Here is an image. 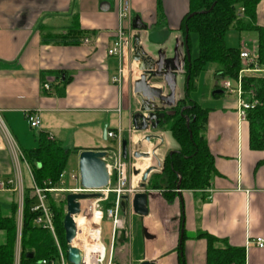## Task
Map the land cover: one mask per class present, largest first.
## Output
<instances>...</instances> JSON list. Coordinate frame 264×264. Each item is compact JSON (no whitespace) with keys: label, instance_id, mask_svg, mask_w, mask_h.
I'll use <instances>...</instances> for the list:
<instances>
[{"label":"crops","instance_id":"0c3cea01","mask_svg":"<svg viewBox=\"0 0 264 264\" xmlns=\"http://www.w3.org/2000/svg\"><path fill=\"white\" fill-rule=\"evenodd\" d=\"M128 2L131 16L120 20L118 0H0L2 212L9 214L12 197H20L34 183L22 154L36 146L38 132L67 150L77 148V156L84 150H106L108 180L112 155L120 151L121 140L126 137L127 164H135L140 172L157 162L160 165L148 174L144 188L135 191L145 193V215L134 213L132 196L123 198L120 212L124 228L110 242V264H179L180 259L183 264H208V240L201 233L215 239L214 248H243V264H264V246L255 244L257 237L264 240V141L260 149L250 147L249 124L246 119H238L235 93L227 92L230 95L225 96L217 83L213 91L222 92L211 95L221 97L220 101L205 108L190 98V90L187 92L188 99L207 109L204 137L214 164L208 190L163 192L148 186L149 176L159 178L164 157L176 151L178 144L167 129L136 130L132 117L142 100L172 112L170 108L184 98L188 78L184 73L185 31L183 34L180 26L188 11V0ZM263 22L264 0H260L256 23ZM119 27L127 44L126 59L124 55L122 58L125 74L120 82H114L112 77L118 73L120 63L107 49ZM69 28L81 33L78 40L47 41L50 34L64 33ZM239 42L240 49L256 51L257 39L250 41L251 47L242 39ZM166 70L173 73L172 80L161 75ZM261 72L264 70L254 74ZM142 75L159 96L171 97L172 104L135 92L134 84ZM25 111L39 115V128L29 126ZM107 131L119 133L120 141L107 137ZM147 134L155 136L149 143L143 140ZM107 139L116 143V149H104L108 148L103 143ZM154 146H158L156 158H145L144 162L132 156L135 149ZM76 179L72 178L74 182ZM59 180L56 192L67 191L63 188V172ZM2 203L9 209H3ZM17 225L16 213V231ZM3 241L4 233L0 231V243ZM19 254L15 234L13 264H19Z\"/></svg>","mask_w":264,"mask_h":264},{"label":"trees","instance_id":"16d2710c","mask_svg":"<svg viewBox=\"0 0 264 264\" xmlns=\"http://www.w3.org/2000/svg\"><path fill=\"white\" fill-rule=\"evenodd\" d=\"M260 0H188V11L181 21L180 29L184 34L187 29L186 45L190 53V33L197 35V55L185 60L184 73L188 77L184 98L166 113L156 129H167L178 144V149L164 157L159 178L149 176L148 186L166 191L202 190L210 183L214 172L213 156L209 152L204 137L207 109L188 99L187 92L194 86V79L208 63H215L214 74L231 79L235 83L243 68L239 57V47H229L225 43V34L229 29L254 31L257 36L256 60L264 69V22L256 23V7ZM244 7L243 14H236L237 7ZM189 14H192L189 16ZM80 32L67 29L64 33L50 34L47 41L74 42ZM46 38L43 36V39ZM45 40V39H44ZM243 96L255 101L253 109L247 111L249 124V144L252 149H260L264 141V72L241 74ZM182 103L187 107L181 109ZM182 110V113L180 112ZM187 121V123H186ZM124 137L123 139H125ZM127 139V138H126ZM36 146L23 151V158L28 163L33 182L41 188H59V174L70 150L60 142L38 132ZM109 149V148H104ZM71 151L77 152V148ZM32 187L23 191L22 215L20 226L19 264H40L43 259L57 257V248L52 234L34 225L36 212L30 210L35 196ZM47 205L53 213V225L56 238L66 256V244L62 220L64 217L61 199H52L46 195ZM17 203L12 202L9 214H4L0 206V231L4 241L0 243V264H13L16 234ZM208 240V264H243V248H214L215 240L208 234L201 233ZM31 254V256H27ZM179 264H183L180 259Z\"/></svg>","mask_w":264,"mask_h":264},{"label":"built area","instance_id":"2783aa9c","mask_svg":"<svg viewBox=\"0 0 264 264\" xmlns=\"http://www.w3.org/2000/svg\"><path fill=\"white\" fill-rule=\"evenodd\" d=\"M244 7L239 5L236 9V14L241 16L243 14ZM131 16L130 5L128 0H118V17L120 20L128 19ZM123 30L121 27L118 29V35L112 41L111 46L107 49L109 55H115L119 59L120 67L118 68V73L116 76L112 77V81L120 82L123 75L125 74V64L122 62L123 58V43L126 38H124ZM84 42L88 39L84 38ZM239 57L243 68L240 70L237 80L234 85L227 79L221 83V88L228 93H235L236 95V112L238 119L240 121L246 119L247 111L251 110L255 106V101L253 99H248L243 96V90L241 88V74H252L256 72L263 71L264 69L258 65L256 60V53L247 48H241L239 52ZM45 89H49L47 84H43ZM24 118L28 122L31 128H39L40 118L36 112L25 111ZM106 136L109 138H118L120 141L121 137L119 133L113 131L105 132ZM49 138V137H48ZM108 155V154H107ZM108 157V156H106ZM109 180L106 186L98 189L101 195L96 199H87L79 201V213L75 216V221L77 225V234L74 240H77L76 246L80 249L82 253V259L80 264H110V260L107 257L105 261V250L100 241V223L103 219H108L111 222V242H113L117 232H120L124 228L123 218L121 216V203L124 196H133L137 190V182L132 184L129 182L128 178H134L135 175L130 174L131 169H136L134 164L128 166L127 162L122 159L120 151L112 155L111 162L109 164ZM137 176V175H136ZM62 173L59 174L61 179ZM76 179V176H72ZM12 180L9 181V183ZM209 187L203 190H208ZM58 191L57 188H41L36 186L34 183L32 185V194L35 196L36 202H34L30 210L36 212L33 223L36 226L42 227L48 230L53 238L57 248V257L53 259H43L40 264H67L68 261L63 250L58 243L55 235L54 225H53V213L47 205L46 195L47 193H52ZM84 190L79 188L76 192H83ZM110 194L113 195L112 202H109ZM21 194L18 200L17 216L18 225L16 231V242L18 247L20 245V226H21V215H22V198ZM106 203L105 205H100L99 203ZM97 244L98 248L88 250L86 245ZM255 244L258 247L264 246V240L262 237L255 238ZM70 264V263H68Z\"/></svg>","mask_w":264,"mask_h":264},{"label":"water","instance_id":"95a60500","mask_svg":"<svg viewBox=\"0 0 264 264\" xmlns=\"http://www.w3.org/2000/svg\"><path fill=\"white\" fill-rule=\"evenodd\" d=\"M104 3V2H103ZM102 6V4H101ZM192 14H189L191 16ZM187 38V29L185 28V36H184V48H185V56L186 60L189 62L190 53L188 51V47L186 45ZM126 50L127 44L123 43V55L124 59H126ZM160 73V72H159ZM164 79L169 81L173 78V73L170 70H166L161 74ZM188 78V77H187ZM134 91L141 92L143 96L147 97V99L159 97L160 100L165 102L166 104H172L171 97L163 98L159 96L158 92L148 86V84L144 80V75L141 76V79L137 80L134 84ZM222 90L216 89L212 92V94H219ZM163 107L156 106L152 102H148L147 100H142L140 111L133 114L132 123L136 130L145 131L148 129H155L158 124V120L164 117V113L162 112ZM187 123V121H186ZM155 136L152 134H147L144 136L143 140L146 142H150L152 138ZM139 146V143H137ZM158 146H154L149 150H133L132 156L136 159H148L150 157L156 158L155 151ZM128 141L126 139L121 140L120 144V152L121 157L126 160L128 158ZM171 153V152H170ZM107 156L106 150H84L79 153L78 156V172H79V181L80 186L84 190L83 192H70L65 195V213L62 220V227L64 231V240L66 243V259L70 264H80L82 259V253L79 248L73 246V241L77 234V225L75 221V216L79 213V201L87 200V199H96L100 197V193L98 192H90L101 189L106 186L108 183V172L106 169V165L104 162V158ZM160 165V162L157 164L147 166L143 171L140 172L138 169H133L132 173L134 175L140 174V183L139 188H144L145 181L148 174L155 170L157 166ZM88 191V192H87ZM128 196H124L126 198ZM146 198L145 193L143 191H138L132 196L131 205L134 213L139 215H145L147 213V208L145 206ZM31 256V254L27 255ZM140 264H154L151 261H143Z\"/></svg>","mask_w":264,"mask_h":264},{"label":"rangeland","instance_id":"374dc122","mask_svg":"<svg viewBox=\"0 0 264 264\" xmlns=\"http://www.w3.org/2000/svg\"><path fill=\"white\" fill-rule=\"evenodd\" d=\"M239 39L246 41L248 43L247 46L251 47L253 45H251L252 43L250 41L256 40L257 36H256V33L254 31H238L235 29H229L225 34V43L229 47H234V48L239 47V43H240ZM189 42H190V55H191V57H195L197 55V51H198V49H197L198 39H197V35L195 33H190ZM216 68H217V65L215 63H208L205 66L204 70L201 73H199V75L194 79V86L195 87L193 89H190V91H189L190 98L197 100L198 103H200V105L205 107V108L206 107H213V106H216L218 104V102L220 101L219 98H221V97H212L211 93L213 91V88L217 85V83L221 84L223 81L228 79L225 77L216 76L214 74V71ZM228 80L232 83V85H234V82L231 81V79H228ZM224 95L228 96L230 94H228L227 91H224ZM179 104H181V103H179ZM183 105L186 106L187 103H182L181 108H183ZM138 111H140V109ZM126 140L128 141V138ZM103 143H104L105 147H108L110 149H112V148L116 149V147H117L116 143L112 142L110 139L105 140ZM143 149L146 150L147 148H143ZM141 151H144V150H141ZM132 162L134 163L135 160H133ZM144 162H146V160ZM128 166L130 167L129 162H128ZM136 166H139V164H137V162H136ZM63 173H64V181L66 184L63 185L64 187L63 186L62 187L65 189H67V188L68 189H67V191L52 192V194H51L52 199H61V200L65 201V195L67 193L76 192V190L81 188V186L79 184V176H78L79 175L78 174V156L75 154V152H73L71 150L68 153L67 160H66V163H65L64 168H63ZM72 174H75L76 176H78V177H76L77 181L75 180V182H74L72 180V178H71ZM140 176H138L137 178H134V179H132L131 176H129L128 180L132 184H135L137 182V187H139ZM90 192H98V191H90ZM18 198H19V196H16V195L13 196L12 202H18ZM112 200H113V195L110 194V199H109L108 203L112 202ZM34 202H36L35 199H34ZM99 204L103 206L102 202H100ZM1 205H2L3 209H6V210L9 209L8 204L2 203ZM63 209L65 212V202L63 204ZM100 241H101V244L103 245V248L105 250V261H104V263H105L107 261L108 255H109L110 244H111L110 243L111 242V223L106 218L103 219L100 223ZM64 242H65V240H64Z\"/></svg>","mask_w":264,"mask_h":264},{"label":"bare ground","instance_id":"6f19581e","mask_svg":"<svg viewBox=\"0 0 264 264\" xmlns=\"http://www.w3.org/2000/svg\"><path fill=\"white\" fill-rule=\"evenodd\" d=\"M105 161H106V164L108 165L109 160H108L107 157L105 158ZM106 164H105V165H106ZM107 165H106V169L108 170ZM76 241H77V240H74L73 243L76 244V243H77ZM96 248H98V245H97V244H88V245H86V249H88V250L96 249Z\"/></svg>","mask_w":264,"mask_h":264},{"label":"flooded vegetation","instance_id":"af4514ba","mask_svg":"<svg viewBox=\"0 0 264 264\" xmlns=\"http://www.w3.org/2000/svg\"><path fill=\"white\" fill-rule=\"evenodd\" d=\"M162 112L164 113V115H165V113H166V110H162ZM158 123H159V120H158ZM158 125V124H157Z\"/></svg>","mask_w":264,"mask_h":264}]
</instances>
